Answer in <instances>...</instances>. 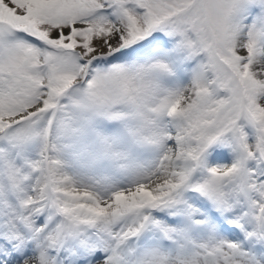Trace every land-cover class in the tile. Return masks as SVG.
I'll return each instance as SVG.
<instances>
[{
  "label": "snow or ice",
  "instance_id": "6c2138e0",
  "mask_svg": "<svg viewBox=\"0 0 264 264\" xmlns=\"http://www.w3.org/2000/svg\"><path fill=\"white\" fill-rule=\"evenodd\" d=\"M0 264H264V0H0Z\"/></svg>",
  "mask_w": 264,
  "mask_h": 264
}]
</instances>
